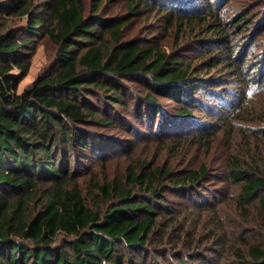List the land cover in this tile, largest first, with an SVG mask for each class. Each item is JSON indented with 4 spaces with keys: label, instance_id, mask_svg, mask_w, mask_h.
<instances>
[{
    "label": "rangeland",
    "instance_id": "1",
    "mask_svg": "<svg viewBox=\"0 0 264 264\" xmlns=\"http://www.w3.org/2000/svg\"><path fill=\"white\" fill-rule=\"evenodd\" d=\"M81 5L84 15L100 6L99 16L121 18L123 40L155 46L192 69L205 65L191 71L195 93L183 103L150 97L140 82L126 81V106L101 115L111 125L88 127L94 147L89 158L71 163L73 183L64 190L77 187L87 208L100 215L151 205L155 223L144 253L127 254L133 264H240L238 252L264 250L260 199L241 200L242 184L232 181L228 167L234 158L264 176V0H81ZM171 13L178 18L174 26ZM6 17L26 38L21 27L27 16ZM33 40L24 58L28 72L14 69L9 75L15 82L0 75L18 94L56 67L57 46L50 37ZM193 172L203 174L196 185L186 180ZM37 188L44 198L53 183ZM32 205L36 211L38 204ZM73 239L60 232L55 246L67 249Z\"/></svg>",
    "mask_w": 264,
    "mask_h": 264
},
{
    "label": "trees",
    "instance_id": "2",
    "mask_svg": "<svg viewBox=\"0 0 264 264\" xmlns=\"http://www.w3.org/2000/svg\"><path fill=\"white\" fill-rule=\"evenodd\" d=\"M99 9L84 15L81 0H0L2 79L15 82L9 74L16 68L28 72L24 58L34 38L49 36L57 46L54 72L39 75L21 94L0 79V264H133L128 255L145 251L157 216L151 205L92 212L77 187L64 190L73 183L70 166L90 157L88 127L111 125L101 115L126 106V81L140 82L150 97L183 103L195 93L191 71L205 64L192 69L155 46L123 40L125 23L99 16ZM13 14L27 16L26 38L10 27L6 16ZM169 16L176 25L177 15ZM159 108L151 109L154 115ZM228 167L232 181L242 184L240 199L258 197L264 209V176L234 158ZM202 177L193 172L186 180L196 185ZM41 182L53 183L44 198ZM60 232L74 236L67 249L55 246ZM238 255L240 264H264L260 248Z\"/></svg>",
    "mask_w": 264,
    "mask_h": 264
}]
</instances>
